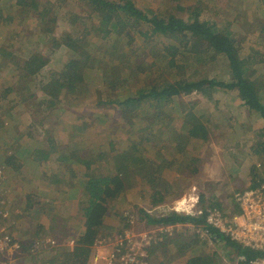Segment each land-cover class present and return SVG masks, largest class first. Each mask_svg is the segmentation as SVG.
I'll return each instance as SVG.
<instances>
[{
  "label": "trees",
  "instance_id": "obj_1",
  "mask_svg": "<svg viewBox=\"0 0 264 264\" xmlns=\"http://www.w3.org/2000/svg\"><path fill=\"white\" fill-rule=\"evenodd\" d=\"M10 2L14 8L10 11L16 16L23 17L28 11L38 16V33L41 34V39L32 41L33 45L32 42L29 43L27 50L6 39L0 43V77L1 70H6L9 65L8 74L17 75L18 81L25 79L35 83L44 93H51L53 90L58 93L65 92L74 98L77 97L80 102L85 100L90 107L98 110L116 107L122 118L117 120L126 126L131 139L128 147L114 155L113 173L92 174L91 166L107 160L108 154L97 150L93 159L79 157L74 149L79 146L77 138L85 134L87 124L83 122L81 125L70 126L68 139L72 141L74 148L67 155L57 157V160L59 163H65L64 161H68L72 156L85 164L89 170L84 174L80 200L83 228L73 238L74 247L57 250L47 264L88 262L93 245L100 236L107 233L104 221L109 210L107 204L109 200L116 198L126 183L143 179L153 190L154 204L181 195L180 192H175L176 189L172 196H167L173 192L172 185H166L165 189H162L165 194H161L158 187L161 179L158 166L160 161L166 165L168 161L161 152L151 149L154 136L159 132L161 135L172 137L176 155H180L181 159L192 155V160H197L198 155L195 156L189 151L190 146L196 144L199 147L201 143L208 141L211 130L206 125L208 119L200 122L199 118L189 114L180 130L174 136L170 135L174 119L168 117L165 108L172 104L175 97L180 98L182 109H186L182 98L195 92L208 99H213L220 89L235 92L238 94L236 97H239L236 101L240 109L249 115L258 113L264 120V15L256 14L263 13L257 12V8L258 4L264 7V0H255L253 11L256 13L248 20L243 19L239 25L226 18L204 17L212 8L201 0L195 6L182 3V0H170L150 12L145 10L147 6L141 7L134 0H86V4H90L93 11L89 17L90 22L87 23L89 25L84 24L76 33L82 46L79 49L71 48V55L62 60L61 69L57 71L52 69V64L67 39V34L63 31V21L54 13L59 5L51 0ZM10 7L11 4L7 9ZM2 18L0 8V21ZM80 18L79 15L72 16L71 25L76 24ZM10 19L8 14L4 17L5 21ZM252 29L259 35L255 44L247 46L239 39V35ZM89 31L97 32L101 38L106 39L115 35L114 42L110 44L104 38L98 45L91 43L95 49L90 51L89 47L86 48L85 43H82V38L86 39ZM137 34L143 38L144 45L137 44ZM124 37L127 38V47L120 50V41ZM146 45L152 46L156 51L152 60L148 58ZM89 70H101V81L97 82L93 77L88 79ZM147 74L151 76L148 80L144 77ZM134 85L136 89L132 94L130 88ZM20 87L16 89L17 93L20 92L19 102L25 101L28 96H36L31 90V84ZM12 90L14 89L4 86L0 88V130L7 113L11 117L10 121L14 122L18 115L13 109L17 99H10L11 105L3 102L7 91ZM122 90L127 92L126 96L119 95ZM27 94L29 95L25 97ZM48 102L54 103L51 99ZM7 107L11 109L7 111ZM99 115L105 114L99 111ZM228 120L230 121V118ZM159 129L161 130L158 131ZM256 138L259 142L253 152L264 158V125L258 129ZM47 140L51 147L48 150L36 147L28 157L27 164L39 167L44 161L52 158L55 149L54 137L48 136ZM161 148L163 146L158 150ZM149 152H153V158L147 157L146 153ZM240 165L239 161L234 163L236 168ZM250 171L252 176L246 188L240 189V186V190L234 193L235 198L247 188H256L264 182V171L257 165H252ZM206 209L198 215L171 213L163 217L162 221L202 223ZM112 230L111 228L110 231ZM213 232L218 234L215 229ZM179 234L183 235V232ZM190 242H193L190 245L205 244L198 236ZM227 244L233 247L229 253L230 259L240 253H245L249 258L257 254L229 240ZM213 261V257L209 255L196 254L190 255L186 264H213Z\"/></svg>",
  "mask_w": 264,
  "mask_h": 264
},
{
  "label": "rangeland",
  "instance_id": "obj_2",
  "mask_svg": "<svg viewBox=\"0 0 264 264\" xmlns=\"http://www.w3.org/2000/svg\"><path fill=\"white\" fill-rule=\"evenodd\" d=\"M59 6L54 13L63 21L64 32L67 34L66 42L60 49L55 63L52 64L53 70L61 69L62 60L71 55L70 49L81 48L80 40L76 33L82 26L89 25L90 15L93 7L86 4V0H51ZM139 5H145L146 11H154L170 0H134ZM200 0H182V3L195 6ZM209 5L212 10L206 13L204 17L226 18L239 25L243 19H250L254 12L255 0H201ZM11 7L7 9L8 5ZM13 3L10 0H0L2 10V19L0 21V43L5 39L10 43L17 44L22 49H29L32 41H39L41 34L38 33V16L31 12H25L23 17L16 16L10 10ZM256 14L264 15V7L258 4ZM8 14L11 19L5 21L4 17ZM79 15L81 18L76 24L71 25L72 16ZM62 28V29H63ZM85 36L83 44L91 51L95 49L91 43L98 45L102 42L100 34L89 31ZM258 32L252 29L249 32L240 33L239 39L249 46L257 41ZM114 36L110 35L105 41L112 44ZM137 44L144 45V40L140 35H136ZM127 38L120 41V50L126 49ZM33 45V42H32ZM146 51L149 60H152L156 52L152 46L146 45ZM6 70L2 69L0 77V88H13L12 92L2 95L3 102L11 105L10 99H17V104H13L16 114L15 122L10 121L9 113L6 114L3 127L0 130V166L4 172V191L0 193V205H7L11 210L19 209V213H12L9 222L11 232L15 233L16 241L20 244L19 248L13 247L6 252H0V264H47L50 257L59 249H71L75 238L83 228V218L80 212V203L70 202L65 199L64 188L78 186L79 182L84 184V174L89 171L85 164L77 163V158L72 157L65 163L58 165L54 156L48 161H44L39 167L27 164L28 157L36 147H43L48 150L51 144L47 140L48 136L54 137V153L67 155L72 151L73 144L67 141L70 126L73 124H83L87 127L85 134L77 138L80 141L79 146L74 149L79 157L84 159H93L95 151H105L108 154L107 160L97 162L91 166L90 172L113 173L114 155L118 151L128 147L130 136L127 128L123 125L121 114L116 107L102 108L98 110L90 107L85 100H78L77 97L67 95L65 92L51 93L42 92L35 83L29 80L21 79L18 81L17 75L12 76ZM264 70V65L262 66ZM261 69V70H262ZM87 70V69H86ZM262 70V71H263ZM170 71V70H168ZM87 78H94L95 81H101V70H89ZM147 80L151 77L149 74ZM18 82H17V81ZM31 84V90L35 97L28 96L25 101L21 99L18 89L22 85ZM29 87V86H28ZM22 90L23 88L20 87ZM136 86H131L130 91L133 94ZM119 95L126 96L127 92L122 90ZM237 93L220 89L213 99H208L199 92L182 98L186 103V109H182L181 100L174 98L172 104L167 105L165 112L168 117L174 119L170 129V135L174 136L183 125L186 116L191 114L194 118H199L200 122L205 121L211 130L210 139L201 143L199 147L194 144L190 146L191 152L198 155L197 160H192V155L181 159L176 155L175 141L167 135H161L159 132L152 141V150L162 154L168 161L166 165L159 162L158 172L161 176L159 188L165 189L166 185H172V193L180 192L177 198L170 197L166 201L161 211L168 212L171 205L184 196L191 197L193 200L198 198L194 208L202 210L213 205L220 206L224 211L225 217L231 218L237 208L234 193L244 189L252 176L250 168L257 165L261 171H264V158L253 152L254 147L259 140L256 138L258 129L264 125V120L260 114H247L245 110L239 108L236 98ZM51 99L54 103H49ZM11 107H7V111ZM99 111L105 115L100 116ZM230 118V121L228 118ZM159 129L158 131H160ZM113 143V144H110ZM160 150H158L160 148ZM79 148L81 151H78ZM68 151V152H67ZM147 157L153 158V152L146 153ZM179 161H175L176 159ZM175 159V160H174ZM181 159V160H180ZM215 160L214 169L216 171L207 172L206 165L210 160ZM239 161V168L234 167V163ZM76 164L74 168L72 165ZM64 168L66 172L81 171L78 175L70 174L76 177V182L71 183L69 178H57L56 183L53 174ZM210 165H208L209 168ZM70 169V170H69ZM200 170V171H199ZM86 171V172H85ZM216 173L219 177H214ZM69 176V175H68ZM73 178V177H72ZM244 179V180H243ZM73 180V179H72ZM75 180V179H74ZM73 180V181H74ZM83 186V185H82ZM148 185L143 179H137L134 182L126 183V186L118 192L116 198L109 200V210L104 218L106 223V233L113 236L115 231L121 230L126 225L125 212L132 211L138 217V228L140 230L150 229L151 224L156 221L145 208H154L163 205L154 204L152 189H146ZM241 186V187H240ZM81 187V186H78ZM149 187V186H148ZM240 187V189H238ZM82 188V187H81ZM42 189L40 194L38 191ZM179 190V191H178ZM152 191V195H151ZM212 191V192H211ZM48 192V193H47ZM51 194V196H49ZM82 196V195H81ZM52 201V202H50ZM4 202V203H3ZM160 210V209H159ZM233 212V213H232ZM157 212L154 211L153 214ZM226 218V219H227ZM229 220V219H227ZM113 229L110 231V229ZM110 231V232H108ZM105 235V234H104ZM106 235V236H107ZM196 237L192 233L183 232L174 237L167 238L161 244H154L151 247V260L153 264H186L190 255L202 254L213 257V264H229V253L232 245L224 242L219 246L210 247L206 244L201 245L191 240ZM48 239H55L56 244L50 245ZM41 240V244L36 245V241ZM190 242V243H189ZM189 243V244H188ZM189 245V246H187ZM231 246L232 248H229ZM108 245L99 247L94 244L90 258L98 252L107 251ZM89 258V260H90ZM88 260V262H89ZM88 262L86 264H88Z\"/></svg>",
  "mask_w": 264,
  "mask_h": 264
},
{
  "label": "built area",
  "instance_id": "obj_3",
  "mask_svg": "<svg viewBox=\"0 0 264 264\" xmlns=\"http://www.w3.org/2000/svg\"><path fill=\"white\" fill-rule=\"evenodd\" d=\"M4 172L0 166V193L4 191ZM191 197L177 199L171 205L168 212L161 209L167 205L148 208L146 213L155 218L150 229L140 230L137 226L138 217L132 211L125 212L126 225L113 236L107 234L100 236L96 245L99 247L108 245L107 251L98 252L90 258L88 264H153L151 247L161 244L182 232L192 233L198 236L206 245L219 246L227 240L255 251L257 254L248 257L245 253L237 254L230 259L229 264H264V182L256 188H247L237 196L240 207L239 214H233L226 219L221 207L213 206L206 209L204 221H162V218L171 213L202 214L203 209L196 210L194 206L198 198L192 201ZM4 203V202H3ZM160 209V210H159ZM156 211V214H153ZM18 214L19 209H10L7 205H0V252H6L13 247L19 248L14 232L9 230L12 213ZM215 229L217 233L213 232ZM107 235V236H106ZM36 241V245L41 244ZM50 245H55V239H48ZM75 243L73 239L71 244ZM74 246V245H73Z\"/></svg>",
  "mask_w": 264,
  "mask_h": 264
},
{
  "label": "crops",
  "instance_id": "obj_4",
  "mask_svg": "<svg viewBox=\"0 0 264 264\" xmlns=\"http://www.w3.org/2000/svg\"><path fill=\"white\" fill-rule=\"evenodd\" d=\"M68 142H69V145H70V143L72 142L71 140L69 141V139L67 140ZM78 143L80 144V141L78 140ZM78 151H81V149L79 148V150ZM68 152V151H67ZM52 156H54V158H55V161H57V163H58V165L59 164H61V163H59L58 162V160H57V157H59V156H61V154H56V153H54ZM83 158V157H82ZM46 162V161H45ZM44 162V163H45ZM43 163V164H44ZM77 163H79V165L78 166H80V163H81V161H78L77 160ZM216 163H215V160L213 159V160H210L209 162H207V165L205 166L206 167V170H207V172H209V173H211V171L213 170V171H216V169H214L213 167H214V165H215ZM208 165H210L209 166V168H208ZM73 167L75 166L76 167V164H73L72 165ZM74 167V168H75ZM80 169H81V171L79 172V171H71L70 169V171L69 172H66L65 170H64V168H61V166H60V169H59V171H57L55 174H53L52 176H53V178L55 179V181H56V183L58 182L57 180V178H61V177H65V178H69V181L71 182V183H73V182H76V177H74V176H71L70 174H72L73 173V175H75V173H77L78 172V175H80L83 171H82V168L80 167ZM200 171V170H199ZM86 172V171H85ZM214 175V177H216V178H218L219 176L216 174V173H213ZM69 175V176H68ZM162 176V175H161ZM73 177V178H72ZM74 181H73V180ZM78 186H81V187H78V186H71L69 189L68 188H64V197H65V199L67 200V201H70V202H75V203H80V200H81V195H82V190H83V184H82V182H79L78 184H77ZM147 185V184H146ZM146 189L148 190V189H150V187H146ZM160 189V191H161V194L162 195H164L165 194V192L161 189V188H159ZM41 190L42 189H39L38 191L40 192V194H44V193H42L41 192ZM153 191V190H152ZM152 191H151V195H152ZM212 192V191H211ZM48 193V192H47ZM45 195V194H44ZM49 196H51V194L49 195ZM235 200H237V197L235 198ZM50 202H52V201H50ZM53 203V202H52ZM166 202H163L162 204H165ZM236 205H237V208L235 209L236 211H234L236 214H239L240 213V208H239V206H238V203H237V201H236ZM233 213V212H232ZM232 216V215H231ZM227 218V217H226ZM227 219H230V217L229 218H227ZM229 248H232L231 246H229ZM151 252H152V250H151Z\"/></svg>",
  "mask_w": 264,
  "mask_h": 264
},
{
  "label": "clouds",
  "instance_id": "obj_5",
  "mask_svg": "<svg viewBox=\"0 0 264 264\" xmlns=\"http://www.w3.org/2000/svg\"><path fill=\"white\" fill-rule=\"evenodd\" d=\"M73 247H74V246H73ZM73 247H72V248H73ZM72 248H71V249H72Z\"/></svg>",
  "mask_w": 264,
  "mask_h": 264
}]
</instances>
